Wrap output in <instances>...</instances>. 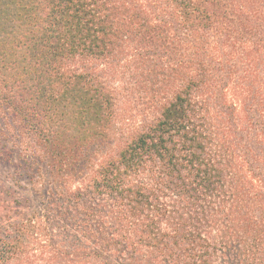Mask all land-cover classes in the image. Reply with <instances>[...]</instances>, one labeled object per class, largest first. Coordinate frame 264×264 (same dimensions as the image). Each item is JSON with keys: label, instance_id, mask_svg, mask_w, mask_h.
<instances>
[{"label": "trees", "instance_id": "trees-1", "mask_svg": "<svg viewBox=\"0 0 264 264\" xmlns=\"http://www.w3.org/2000/svg\"><path fill=\"white\" fill-rule=\"evenodd\" d=\"M13 158L52 191L0 172V264H264V0H0Z\"/></svg>", "mask_w": 264, "mask_h": 264}, {"label": "rangeland", "instance_id": "rangeland-1", "mask_svg": "<svg viewBox=\"0 0 264 264\" xmlns=\"http://www.w3.org/2000/svg\"><path fill=\"white\" fill-rule=\"evenodd\" d=\"M233 1L234 3L240 1L250 4L254 3L256 0ZM131 93L132 94H129V99L132 101L130 103H126L124 97H120V102L117 107V120L111 126V137L109 140H107L106 145L99 152V157H102L106 153L113 151V149H115L118 144H121V141H123V139L128 136V133L134 128V124L138 120L136 117L138 115L136 109L139 110L140 108H143L141 101L144 102L146 100L141 97V92L137 90H133ZM11 133H15V128H11ZM13 159L17 165H0V172L2 175L1 178L4 180L7 187L11 188V193H14L15 197H18V199L22 200L28 198V204H30V207L42 210L46 202L45 204H42L43 202H41V200L43 199L46 201L52 190L50 189L49 184H44L42 179H37L38 175L36 170L40 163L32 161L28 164V168H24L23 166H18V163L21 162L20 160H17L16 158ZM16 171L18 172L15 173ZM15 174L16 176H13ZM16 178L18 181H16ZM76 185L77 183L72 182L70 186L75 188Z\"/></svg>", "mask_w": 264, "mask_h": 264}]
</instances>
